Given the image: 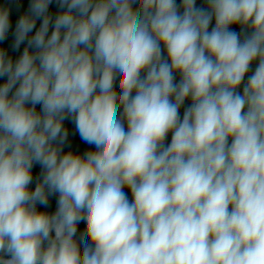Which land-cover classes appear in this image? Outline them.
Here are the masks:
<instances>
[{
  "label": "clouds",
  "instance_id": "1",
  "mask_svg": "<svg viewBox=\"0 0 264 264\" xmlns=\"http://www.w3.org/2000/svg\"><path fill=\"white\" fill-rule=\"evenodd\" d=\"M0 264H264V0H0Z\"/></svg>",
  "mask_w": 264,
  "mask_h": 264
},
{
  "label": "trees",
  "instance_id": "2",
  "mask_svg": "<svg viewBox=\"0 0 264 264\" xmlns=\"http://www.w3.org/2000/svg\"><path fill=\"white\" fill-rule=\"evenodd\" d=\"M24 4H25V7H26V5H27V0H24ZM22 10H23V9H22ZM13 19H15V14L13 15ZM186 103H187V102H186ZM70 127H71V125H70ZM72 139H73V141H74V143H73V147H74L75 150H77V151H83V150H85V149L88 147V146H86V145H83V143L79 141L78 136L73 137ZM169 139H170V138H169ZM53 208H54V206H53ZM83 227H84L83 224L80 225L81 230L83 229Z\"/></svg>",
  "mask_w": 264,
  "mask_h": 264
},
{
  "label": "rangeland",
  "instance_id": "3",
  "mask_svg": "<svg viewBox=\"0 0 264 264\" xmlns=\"http://www.w3.org/2000/svg\"><path fill=\"white\" fill-rule=\"evenodd\" d=\"M129 198L131 199V197L129 196Z\"/></svg>",
  "mask_w": 264,
  "mask_h": 264
}]
</instances>
